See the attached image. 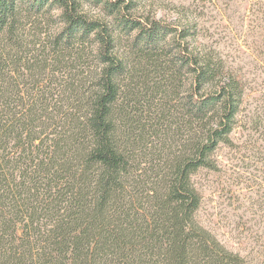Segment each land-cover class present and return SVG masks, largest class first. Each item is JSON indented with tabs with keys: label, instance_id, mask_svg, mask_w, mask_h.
I'll use <instances>...</instances> for the list:
<instances>
[{
	"label": "trees",
	"instance_id": "16d2710c",
	"mask_svg": "<svg viewBox=\"0 0 264 264\" xmlns=\"http://www.w3.org/2000/svg\"><path fill=\"white\" fill-rule=\"evenodd\" d=\"M133 9L126 0H0V264H97L115 237L107 209L129 164L113 117L127 71L121 39L163 53L199 127L167 180L168 264H188L191 242L212 264H246L199 224L191 179L214 170L215 150L230 143L240 80L194 46L192 20Z\"/></svg>",
	"mask_w": 264,
	"mask_h": 264
},
{
	"label": "rangeland",
	"instance_id": "374dc122",
	"mask_svg": "<svg viewBox=\"0 0 264 264\" xmlns=\"http://www.w3.org/2000/svg\"><path fill=\"white\" fill-rule=\"evenodd\" d=\"M126 1L133 2L138 15L192 20L194 46L221 58L240 80L230 143L215 150L214 170L200 169L191 177L201 194L196 218L246 264H264V0ZM85 10L99 16L96 9ZM118 52L127 71L120 78L113 117L129 164L107 209V226L115 237L97 264H168L163 231L169 228L173 203L165 199L167 180L199 127L181 108L179 74L162 52L133 49L124 39ZM188 264L212 262L191 242Z\"/></svg>",
	"mask_w": 264,
	"mask_h": 264
}]
</instances>
